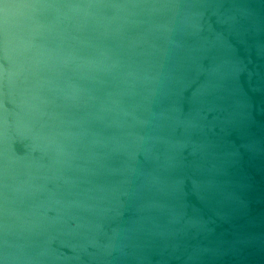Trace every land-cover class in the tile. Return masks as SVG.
Masks as SVG:
<instances>
[{
  "label": "water",
  "instance_id": "95a60500",
  "mask_svg": "<svg viewBox=\"0 0 264 264\" xmlns=\"http://www.w3.org/2000/svg\"><path fill=\"white\" fill-rule=\"evenodd\" d=\"M0 264H264V0H0Z\"/></svg>",
  "mask_w": 264,
  "mask_h": 264
}]
</instances>
